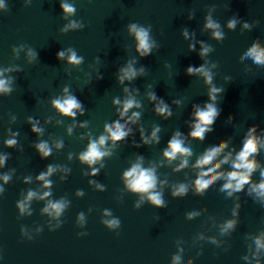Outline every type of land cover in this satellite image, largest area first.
<instances>
[{"label": "water", "instance_id": "95a60500", "mask_svg": "<svg viewBox=\"0 0 264 264\" xmlns=\"http://www.w3.org/2000/svg\"><path fill=\"white\" fill-rule=\"evenodd\" d=\"M0 2V79L11 88L10 93L0 92V158L7 156L0 165L4 190L0 193V264H174L173 257H179L175 264H255L254 240L264 233V199L249 194V185L229 197L220 191L224 179L194 195L197 170L192 165L206 148L227 140L228 148L217 159L229 151L232 157L216 171H230L231 159L243 146L248 128L255 125L254 135L259 138L255 159L264 168V147L260 146L264 144V65L243 58L257 38L264 47V0H67L76 9L67 18L60 0ZM206 15L219 23L223 40L213 39V29L203 27ZM229 18L237 20L233 31L226 27ZM71 20L80 21L84 28L62 32ZM246 21L249 28L243 27ZM131 23L150 26L155 43L149 56L136 52L134 36L127 30ZM185 30L187 38L182 35ZM189 44L195 45L194 50H189ZM202 46L211 50L200 57ZM70 47L83 57L80 65L67 63V51L64 60L56 59L58 51ZM30 49L35 58H30ZM129 64L138 75L119 84L117 70ZM201 64L211 70L210 84L199 73L185 75L188 66ZM213 86L222 89L215 100L220 115L203 141L191 140L187 136L194 123L190 114L210 102L208 91ZM150 93L156 100H149ZM69 94L82 103V112L75 109L74 118L51 106L52 100ZM114 99L119 103L114 105ZM128 99L139 106L129 109L119 122L131 131L113 145L104 125L118 119V110ZM161 102L171 112L168 118L153 110ZM133 112L139 117L135 123H126ZM29 118L40 129L38 134L31 132ZM157 127L158 143L132 146L140 143L141 133L148 138ZM176 132L192 155H178L169 163L161 153ZM101 135L106 137L101 151L111 155L93 165L99 172L90 176L78 156ZM13 138L16 145L5 147L4 141ZM40 141L51 149L47 159L34 150ZM184 158L188 165L174 172ZM138 160L142 167L155 169V191L162 192L165 207L153 208L146 198L141 201L139 194L125 188L121 174ZM48 165L57 170L46 177L51 185L45 188L36 176ZM4 175L10 177L7 183ZM260 179L257 168L251 180L258 183ZM179 184L187 186V194L173 198L171 192ZM29 191L35 196L20 215L16 202ZM45 191L50 195L42 200ZM61 199L67 207L58 218L51 220L42 213L49 200ZM138 201L140 207L134 209ZM105 210L111 215L105 216ZM193 212L197 215L186 219ZM78 213L84 214L83 227L76 225ZM113 217L120 220V227L110 231L101 221ZM228 220L236 224L222 233ZM58 223L59 228L49 231ZM258 258L264 264V248L258 250Z\"/></svg>", "mask_w": 264, "mask_h": 264}, {"label": "clouds", "instance_id": "9594fccd", "mask_svg": "<svg viewBox=\"0 0 264 264\" xmlns=\"http://www.w3.org/2000/svg\"><path fill=\"white\" fill-rule=\"evenodd\" d=\"M0 7H3V3L0 2ZM60 9L64 16L67 18L68 16L74 15L76 9L73 4L68 3L67 0H60ZM191 19V17H189ZM205 23L203 27L205 29H213L211 35L215 40H223L224 32L219 30L220 25L217 21L211 19L210 15H206L204 17ZM249 20H252L250 17ZM256 22V21H254ZM237 20L235 18H229L226 22V27L233 31L235 30ZM250 23L248 21L244 22L243 27L249 28ZM84 25L77 20H71L64 28L61 29L62 32H67L70 29H83ZM127 30L130 34L134 36L136 41V52L141 57H147L151 54L152 49L154 47V41L150 36V26L144 27L142 25H138L137 23H131L127 26ZM182 35L187 38V31L185 30ZM195 45L189 44V50H194ZM211 50L210 46H202L201 51L199 53L200 57L205 56ZM65 51L68 52L67 63L73 66L80 65L83 61L82 56H78L76 51L73 48H68L66 50H61L56 53L57 60L65 59ZM30 58H35V53L30 49L29 50ZM243 58H251L253 63L256 65H264V47H261L259 38L254 40L251 46L244 53ZM212 67H215L213 64ZM4 71H7L5 69ZM143 72V69L140 70ZM199 73L202 77H204V83L210 84L212 81V73L209 68H206L204 64H201L199 67L188 66L185 69V75L192 76ZM3 72H0L2 75ZM138 75V72L134 70L129 64L126 67H121L117 70L116 80L119 84H123L126 80H132L134 77ZM99 77L98 79H101ZM8 81L0 79V92L5 94L11 92V88L7 86ZM65 93L68 92L67 87L63 89ZM127 91V89H125ZM222 89L217 87H211L208 91V100L209 103H206L204 107L201 109L200 107L194 108V110L190 114V118L194 121L191 125H189V131L187 136L191 140L195 141H203L205 138V133L211 132L212 125L215 123L216 118L220 115V110L216 107L215 100L216 94L220 93ZM149 100H156V96L154 93L149 94ZM119 100L114 99L113 104H118ZM51 106L61 115L74 118L76 113L75 109H80L82 112V103L74 96L67 95L64 99L56 98L51 101ZM138 107L139 105L135 103L134 100L128 99L122 105V107L118 110V119L113 121L110 125H104V132L107 133L108 138L113 142V145L118 144L126 137L129 136L131 129L125 130L124 125L119 122V119L123 118L129 109L133 107ZM154 112L158 116H164L168 118L171 116V112L168 109L166 104L158 103L154 106ZM139 117V113L133 112L132 115L128 118L126 123L132 122L135 123L136 119ZM229 120H232L233 117L230 115L228 117ZM28 123L31 124V132L38 134L40 129L36 127L35 124H32V119L29 118ZM69 131H71L69 129ZM159 128H154L151 135L148 138L143 136V133L140 135V143L136 144L133 142V147L139 148L141 145H147L151 141L152 143H158L159 138L157 137V132ZM256 131V126L252 125L248 128L247 134L244 137L243 146L235 153L234 159H231V170L227 172L216 171L220 169L222 165L228 164L230 157H232V151H229L226 155H223L222 158L217 159L221 153L224 152L226 148H228L227 140H218L216 143L212 144L211 147L206 148L203 154L197 158L195 163L192 165L194 169L197 170L196 178L192 182V187L194 189V195H201L205 192L213 183L217 180L224 179L225 182L220 188L221 192H226L227 196L231 197L233 193H239L244 190L245 185H249V194L252 192L256 193V196L264 199V168H261L255 156L258 155V144L259 138L254 135ZM13 137L17 134L13 133ZM181 133L176 132L172 135V137L167 141L165 149L162 151V157L171 163L173 160L180 157H189L192 155V149L184 146L183 139H180ZM17 141L13 139H7L4 141V146L7 148H13L16 145ZM106 144L105 135H101L98 140H90L87 148L81 152L78 156L80 163L85 164L90 169L88 173L90 176H95L98 174L99 169L93 167L98 161H101L104 157L111 155L109 151H101V146ZM61 145H57L60 147ZM261 147H264V144H260ZM34 150L38 154L41 159H47L51 155V149L48 147L47 142L40 141L39 143L34 145ZM250 157H252L250 159ZM7 159V156L4 158H0V165L4 163ZM215 163H212L213 161ZM188 165V160L186 158L181 159L180 163L176 168L173 169L174 172H179L184 169ZM104 165L101 164V167ZM260 169V181L258 183H253L251 180L252 173ZM56 167L53 165H48L45 171L40 172L36 176L37 181H43V187L48 188L51 185V181L47 180L46 177L50 176L54 171H56ZM10 177L8 175H4L3 180L5 183L8 182ZM28 178H26L27 180ZM121 180L124 182L125 188L133 193L139 194L141 196V201L143 199H147L148 203L153 208H163L165 207V201L163 199L162 192L155 191L157 186V177L155 175L154 168H144L141 163L138 162L133 164L129 169L125 170L121 174ZM90 184L96 183L95 181H89ZM96 187L100 190H103V186L100 184H96ZM4 190L0 188V193ZM78 196L82 195V192L78 191L76 193ZM187 194V186L184 184H179L175 186L174 190L171 192V196L173 198H182ZM50 195V192L45 191L40 199H45ZM35 196V193L29 191L22 201L16 202V209L20 215H23L26 209L29 207L28 201H30ZM138 201L133 205L134 209H138L140 207V202ZM67 207V202L63 199L57 200L55 202L49 200L47 204L43 207L42 213L46 214L51 220H55L58 218L62 212ZM238 207V206H237ZM30 214V213H29ZM105 216H110L111 212L105 210L103 213ZM197 213H188L186 219L191 220ZM233 215H236L235 210L233 211ZM84 214L78 213L76 218V225L78 227H83ZM101 224L110 231L116 230L120 227V220L118 218L113 217L110 220H102ZM236 224L234 220H228L224 223L221 232H227L229 229H233ZM61 225L58 223L53 225L49 231H54L59 228ZM42 229H37L38 232H41ZM21 234L23 235L24 229L22 228ZM85 233H79L78 235H84ZM31 239V237H28ZM257 251L252 253V259L255 260V264H260V260L258 258V250L264 248V233L261 236H257L254 240ZM245 260H248V256L243 257ZM179 260V257H173L174 264ZM189 264L191 262L189 261Z\"/></svg>", "mask_w": 264, "mask_h": 264}]
</instances>
